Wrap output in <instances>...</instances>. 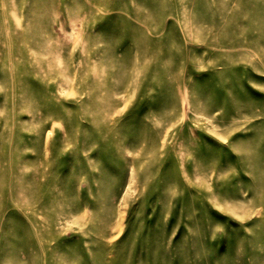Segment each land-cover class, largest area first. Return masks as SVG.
Here are the masks:
<instances>
[{
  "label": "rangeland",
  "instance_id": "374dc122",
  "mask_svg": "<svg viewBox=\"0 0 264 264\" xmlns=\"http://www.w3.org/2000/svg\"><path fill=\"white\" fill-rule=\"evenodd\" d=\"M0 264H264V0H0Z\"/></svg>",
  "mask_w": 264,
  "mask_h": 264
}]
</instances>
